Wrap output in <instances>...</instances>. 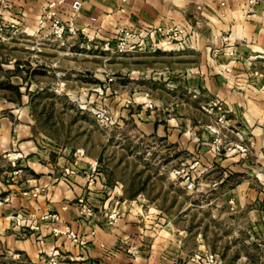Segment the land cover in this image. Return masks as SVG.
Masks as SVG:
<instances>
[{"label": "rangeland", "instance_id": "obj_1", "mask_svg": "<svg viewBox=\"0 0 264 264\" xmlns=\"http://www.w3.org/2000/svg\"><path fill=\"white\" fill-rule=\"evenodd\" d=\"M5 3L4 8L0 0L8 10L0 12V119L26 121L50 160L59 149L69 150L66 158L75 152L77 164L65 168L63 177L69 181V175L81 170L90 190L106 196L108 224L117 221L120 211L138 207L147 238L160 235L165 252L174 258L185 253L194 264H264V242L251 236L248 212L234 221L233 201L226 193L230 169L219 168L222 157L235 150L246 153L253 144L245 140L249 132L229 123L234 114L219 100L203 92L195 95L189 88L186 77L193 74L190 65L196 54L190 51L188 27L160 25L184 29L173 49L153 36L144 49L120 51L117 32L80 26L73 18L64 19L60 10L61 23H73L75 32L59 37L49 27L27 28L11 0ZM212 37L214 59L236 56L232 38L230 51ZM252 56L251 61L264 62V57ZM259 65L262 77L264 63ZM153 126L164 131L157 134ZM24 158L16 149L0 155V207L9 202L13 187L33 179L20 164ZM81 158L87 166L80 167ZM224 175L227 181L222 182ZM33 189L26 191L35 196L38 191ZM79 199V213L92 217L89 202ZM82 204L91 216L81 212ZM12 216L18 224L26 220L22 214ZM170 228L178 240L170 239ZM0 264L40 262L6 248L0 251Z\"/></svg>", "mask_w": 264, "mask_h": 264}, {"label": "crops", "instance_id": "obj_2", "mask_svg": "<svg viewBox=\"0 0 264 264\" xmlns=\"http://www.w3.org/2000/svg\"><path fill=\"white\" fill-rule=\"evenodd\" d=\"M48 1L51 0H11L13 11L24 16L23 23L29 29L35 27L41 5ZM72 1L65 0L61 5L63 18H73L80 26L90 25L102 33L117 32L119 28L139 30L157 24L188 27L190 51L196 54L190 65L193 74L186 77L189 88L195 95L203 92L219 100L228 113L234 114L229 123L249 132L245 140L253 144L249 151L257 159L248 155L249 151L235 150L227 158L222 157L219 168L230 169L231 185L226 193L233 201L234 221L248 212L251 236L264 242V76H260L259 68L264 62L250 59L264 47V5L247 13L245 0H222L224 5L221 0H80L82 7L75 14L70 6ZM7 11L0 5V12ZM226 31L236 44V56L214 59L210 54L212 44L216 43L212 36ZM153 127L157 134L164 131L161 126ZM10 149L26 155L20 164L27 167L33 179L22 183L21 188L13 187L9 202L0 207V213H6L5 218L0 216V251L9 248L37 259L40 264H49L48 257L54 251L59 252L57 264H194L185 253L174 254L175 258L168 255L160 235L147 238L149 230L138 207L119 210L121 216L108 224L106 216L111 207L107 208L106 196L90 190L81 170L69 175V181L63 177L65 168L77 164L76 153L71 152L73 156L66 158L63 156L69 150L59 149L50 160L48 150L39 146L26 121L16 123L3 117L0 155ZM81 160L84 161L80 167L87 166L85 159ZM225 177L222 182L227 181ZM32 185L38 191L35 196L26 191ZM80 197L93 208L92 217L79 213ZM10 214H22L26 220L18 224L16 216ZM26 214L34 215L36 220H28ZM33 222L38 224L37 228L30 226ZM67 230L83 243L73 241ZM170 235L173 241L179 238L174 231Z\"/></svg>", "mask_w": 264, "mask_h": 264}, {"label": "built area", "instance_id": "obj_3", "mask_svg": "<svg viewBox=\"0 0 264 264\" xmlns=\"http://www.w3.org/2000/svg\"><path fill=\"white\" fill-rule=\"evenodd\" d=\"M245 11L247 13H253L256 9V7L260 4L264 5V0H245ZM3 7L5 8L6 3L5 0H2ZM65 3V0H51L43 5H41V12L36 20V30L37 31H43L45 30V27H49L51 29V32L56 34L57 36L61 37L64 33H70L75 32V27L73 23L69 22V24L65 25L64 23H61L60 20V8L61 5ZM221 4L224 5L225 2L221 0ZM70 6L74 9V11H79L82 7V2L80 0H74L70 3ZM1 24V22H0ZM1 29V26H0ZM117 36L119 39L118 42V49L120 51H123L125 49H135L138 48L139 50L141 48H145L148 44L150 39L153 36H158L159 38H162L164 40L163 42L168 43L169 47L168 49H173V43L175 40H179L182 38V35L184 34V29L181 26H175V27H163V26H156L154 29L145 27L140 29L139 31L134 30H127V29H120L117 31ZM46 35V33H45ZM215 38L220 39L224 45H228L229 50L233 49V44L231 43V36L228 34V32L224 34H218L214 35ZM117 38V37H115ZM229 51V52H230ZM253 58H262L264 57V47L258 54L252 56ZM93 169L96 168V164H93ZM89 184H91L89 182ZM80 202L84 201V198L79 199ZM82 213H84L86 216H91V209L86 206L85 204H82ZM115 216H117V213H112L110 215V218L112 220H115ZM55 219L58 218V215H53ZM69 236L73 239V241L77 240L79 243H83L82 239H78L77 235L73 232L68 231ZM58 257L59 252L54 251L52 254L48 257V263L49 264H57L58 263Z\"/></svg>", "mask_w": 264, "mask_h": 264}]
</instances>
